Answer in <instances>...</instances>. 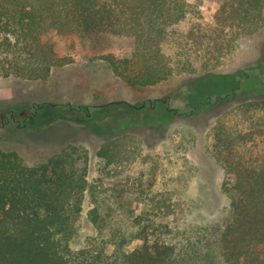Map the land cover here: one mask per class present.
<instances>
[{
  "label": "trees",
  "instance_id": "16d2710c",
  "mask_svg": "<svg viewBox=\"0 0 264 264\" xmlns=\"http://www.w3.org/2000/svg\"><path fill=\"white\" fill-rule=\"evenodd\" d=\"M213 1L237 9L235 19L248 33L264 27V0ZM191 8L190 0H0V79L46 80L54 68L72 65L75 60L58 53L46 37L73 35L126 41L130 58L112 53L102 60L132 87L157 86L194 70L189 59L173 61L164 50L170 27L186 19ZM211 76L229 79L232 86L194 110L231 102L250 90L264 94V64ZM248 80L258 84L245 85ZM171 103L169 96L78 110L90 119L107 111L153 112L165 105L175 113ZM134 120L109 126L102 121L111 137L98 157L111 173L137 158L133 133L122 130ZM259 138H264V96L219 119L212 155L225 172L222 190L229 205L222 220L206 225L187 221L185 203L170 192L155 204L162 221L126 209L121 192L102 197L88 180V152L78 145L70 144L40 166H28L17 151L0 148V264H264V155L251 146ZM87 193L97 235L74 250Z\"/></svg>",
  "mask_w": 264,
  "mask_h": 264
},
{
  "label": "rangeland",
  "instance_id": "374dc122",
  "mask_svg": "<svg viewBox=\"0 0 264 264\" xmlns=\"http://www.w3.org/2000/svg\"><path fill=\"white\" fill-rule=\"evenodd\" d=\"M190 2L186 19L170 27L164 50L173 61L189 59L194 70L153 87L130 86L115 77L102 60L112 53L130 58L132 51L126 41L47 36L58 53L71 56L75 63L54 68L46 80L0 79V148L17 151L28 166H40L70 144L78 145L88 152L89 182L98 186L102 197L121 192V203L134 214L164 220L155 204L157 197L170 192L175 200L185 203L187 221L206 225L222 220L229 200L222 190L225 172L212 155L215 128L221 116L264 94L250 90L231 102L194 109L209 95L226 93L232 86L229 79L223 81L211 74L227 76L264 64V27L248 33L235 19L237 9H226L213 0ZM257 84L248 80L245 85ZM169 96L178 114L167 112L166 105L153 112L107 111L92 119L78 110L119 102L139 105ZM127 119H136L122 130L133 133L137 158L111 173L98 157L101 146L111 137L102 121L109 126ZM251 146L256 154L264 155V138ZM93 208L87 193L78 234L71 242L74 250L82 249L97 235L89 220Z\"/></svg>",
  "mask_w": 264,
  "mask_h": 264
}]
</instances>
